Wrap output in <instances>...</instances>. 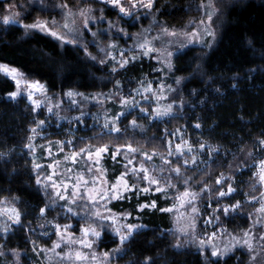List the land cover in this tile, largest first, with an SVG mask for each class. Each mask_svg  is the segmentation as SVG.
I'll use <instances>...</instances> for the list:
<instances>
[{
    "label": "rangeland",
    "instance_id": "1",
    "mask_svg": "<svg viewBox=\"0 0 264 264\" xmlns=\"http://www.w3.org/2000/svg\"><path fill=\"white\" fill-rule=\"evenodd\" d=\"M236 1L205 0L200 8V18L192 20L183 29L158 26L154 17H148L149 12L131 7H124V12L119 8L116 17L111 19L105 12L111 9L112 4L106 6L101 0H80V4L74 7L61 4L59 9L62 16L57 21L36 19L25 24L19 20V16L14 17V22L11 23L19 25L24 35L40 34L60 47L80 48L90 60L106 66L111 76L143 59L155 62V73L158 74L151 79L143 76L131 86L124 87L116 82L106 90L92 93H50L44 83L27 79L17 69L0 64L3 66L0 67V76L14 84V91L7 98L12 101L25 99L33 111L40 115L30 129L25 146L32 162L36 189L44 196L46 205V211L43 215L40 213L35 228L30 230L28 236V247L33 248L38 264H121L119 259L133 237L121 247L114 229L121 224L142 225L141 217L132 216L129 212H115L111 209V204L132 200L133 195L138 199L156 194L168 201V205L162 209L171 211L161 209V212L167 213L171 218V231L179 238L175 244L177 249H195L210 264L211 261L223 262L228 258H233L234 264H264V240L260 239L264 235L262 161L253 169V187H257L258 195L250 199L255 205V210L249 215L250 225L247 229L236 232L221 225V217L235 213L238 208L222 204V199L231 196L234 191L229 195L209 199L208 207L205 208L207 214L202 216L205 212L201 206L205 202V189L197 190L190 177L185 175L184 168H202L212 160L213 151L205 146L192 147L181 132L165 131L167 151L164 154L154 149L134 146L129 148L125 144L77 148L82 137L78 131L87 132L93 128L97 129L98 139L103 137L107 140L114 136L125 140L136 135L151 139L150 131L154 123L167 121L185 107L186 102L180 92L184 79L174 75L175 57L190 48L206 51L214 48L222 24L220 7ZM209 4L213 6H208ZM13 13H17L15 8L7 9L2 19ZM141 18L146 22L141 21ZM37 21L47 23L49 29L56 31L63 39L52 36L49 30L25 28V25ZM65 24L68 25L67 28L64 27ZM135 24L138 25L136 30H130ZM209 33H214V36ZM141 45L145 47L142 48ZM86 48L94 50L92 55ZM121 61L128 62L121 67ZM11 70H15V79ZM12 93L17 95L13 97ZM117 128L119 131L115 130ZM103 148L107 150L97 155ZM107 161L110 168L120 167L121 170L112 181L109 180L111 170L106 167ZM141 168L147 170L148 179L137 178L145 175V172L140 171ZM176 168L180 169L179 175L174 171ZM133 169L137 170L136 175H133ZM125 172L128 174L121 179ZM153 179L158 183H150ZM224 179L226 177L220 178V183ZM125 181L134 187L126 189ZM229 186L224 192L228 191ZM144 188L149 191H142ZM105 195L107 198H102ZM17 203L18 200L14 197L0 200L1 235L5 236L13 226L20 225V222H14L15 213L12 211L15 209L19 212ZM152 203L138 204L136 211H153L156 207L144 208L142 211L139 207ZM113 219L116 220L115 224ZM89 227L101 232L99 240L84 234L83 229ZM145 228L141 227L138 232ZM245 240L252 244L254 251H249ZM80 241L92 242V247H86ZM105 243L113 247L106 250L103 248ZM57 244L60 246L56 247ZM213 247L220 252L230 251L226 256L212 257ZM115 249L119 251H114ZM105 252L110 254L107 259L103 255ZM0 253L9 262L20 264L22 252L2 250ZM78 253L82 258H77ZM253 254L256 255L255 261L251 260Z\"/></svg>",
    "mask_w": 264,
    "mask_h": 264
},
{
    "label": "trees",
    "instance_id": "2",
    "mask_svg": "<svg viewBox=\"0 0 264 264\" xmlns=\"http://www.w3.org/2000/svg\"><path fill=\"white\" fill-rule=\"evenodd\" d=\"M101 2L106 6L112 4L105 12L111 19L122 5L149 12L148 17H154L158 26L183 29L200 18L205 0H152L151 7L144 6L148 1ZM61 4L74 7L80 0H0V64L17 69L27 79L44 83L50 93H92L106 90L116 82L125 87L143 76L149 79L158 76L156 63L146 59L111 76L106 66L90 60L80 48L60 47L40 34L26 36L19 25L3 23L2 15L9 8H15L19 20L25 24L36 19L57 21L62 16ZM219 12L222 24L214 48L209 51L190 48L174 59V75L184 79L180 92L186 103L181 111L165 122L154 123L151 139L140 135L125 140L114 136L98 139L97 129L93 128L78 131L82 137L77 148L125 144L164 154L167 151L165 131L181 132L192 147L205 146L213 151L212 160L202 168H184L196 189H205L202 216L207 214V201L218 197L230 185L234 193L222 199V204L233 207L238 203L239 207L235 213L222 216L221 225L237 232L250 225L249 215L255 210L250 199L258 195L257 187H253V169L264 159V147L260 145L264 140V0H237L221 5ZM141 21L144 20L141 18ZM137 27L135 24L130 30ZM86 49L90 54L94 52L92 48ZM13 91L14 84L0 76V200L16 198L21 213L20 225L13 226L5 236L0 234V251L22 252L20 264H38L33 248L28 247V236L46 205L44 196L36 189L25 146L30 129L40 115L25 99H8L7 95ZM106 167L111 170L110 181L121 173L120 167L110 168L108 161ZM222 177L226 179L217 183ZM149 202L156 204L153 211H136L138 204ZM167 205L168 201L160 194L138 199L133 195L132 200L111 204L115 212L140 216V223L146 227L126 244L119 263L210 264L195 249L175 247L179 238L171 231L170 216L161 212ZM111 246L105 243L103 248L107 250ZM215 262L234 264L233 258ZM0 264L13 263L0 254Z\"/></svg>",
    "mask_w": 264,
    "mask_h": 264
},
{
    "label": "snow or ice",
    "instance_id": "3",
    "mask_svg": "<svg viewBox=\"0 0 264 264\" xmlns=\"http://www.w3.org/2000/svg\"><path fill=\"white\" fill-rule=\"evenodd\" d=\"M111 2H112L113 4H117V3L119 2V0H111ZM133 6H135V5H133ZM144 6H146V7H151V6H152V0H148V3H147L146 5H144ZM208 6H213V5L209 4ZM120 11H121V12H124V11H125V9H124V7H123L122 5L120 6ZM82 14H83V13H82ZM18 15H19L18 13H13L12 15H5V16L3 17V23H4V24H9V23H11V22H14V17H15V16H18ZM209 20H211V14L209 15ZM64 27L67 28L68 25L65 24ZM25 28H26V29L39 28V29L42 30V31H44V30H49V31H50V34H51L52 36L57 37V38H59V39H63V37H62V36H59V34H58L56 31H54V30H50L48 24L45 23V22L37 21V22L34 23V24H31V25H25ZM209 34L214 36V33H209ZM68 42H71V41H68ZM141 47L143 48V47H145V45H141ZM169 55H171V53H169ZM127 62H128V61H121V67H123V65H124L125 63H127ZM169 66H171V65H169ZM0 67H3V66H0ZM5 71H8V70L5 68ZM11 74L13 75V78L15 79V78H16L15 70H11ZM178 82H179V81H178ZM18 83H19V81H18ZM11 95L14 97L15 95H17V93H12ZM69 95H72V93H69ZM170 108H171V106H169V111H170ZM158 114H160V113H158ZM163 114H167V113H163ZM42 123H43V121H41V124H42ZM133 125L135 126V121H133ZM196 127H199V125H196ZM115 130H116V131H119L118 128L115 129ZM33 131H35V129H33ZM260 145H261V147H264V140H261V141H260ZM129 148H131L130 145H129ZM106 150H107L106 148L100 149V150L97 152V155H99V152L106 151ZM132 150L134 151V149H132ZM145 155H147V154H145ZM250 155H251V153H250ZM147 158L150 159L151 157H147ZM129 162H131V161H129ZM185 163H187V161H186ZM193 163H195V160H194V159H193ZM125 167L127 168V165H126ZM261 167L264 168V161L261 162ZM140 171L145 172V175H144L143 177H137V178H138V179H148V176H147V170L141 168ZM174 171L176 172L177 175L180 174V169H179V168L174 169ZM132 172H133V175H136L137 170L133 169ZM127 174H128L127 172H125L124 174H122L121 179H123V176H124V175H127ZM261 180H264V175L261 176ZM37 182L40 183L39 180H38ZM150 183H158V182L155 181V180L153 179V180H150ZM217 183H220V181L218 180ZM124 186H125L126 189H129V188H133V187H134V185H129L126 181L124 182ZM157 190L159 191L160 189H157ZM142 191H144V192H148L149 189L144 188V189H142ZM232 191H234V189H233L231 186H229L227 192L221 191V192H219V195H220V196L229 195V194H231ZM185 195H187V193H185ZM102 198H107V197H106V195H105V196H102ZM113 198H118V197H113ZM139 207H140V210L142 211L144 208H148V207L155 208L156 205H155V202H153L151 205L143 204V205H140ZM233 207H234V208H235V207H239V204L237 203V204H236L235 206H233ZM12 211L15 213V219H14V222H15V223H19V222H20V213H19L17 210H15V209H12ZM40 211H41V214L43 215L44 212L46 211V209H41ZM69 211H71V209H69ZM109 211H110V210H109ZM162 211H171V209H162ZM193 211H195V209H193ZM225 212H227V209H225ZM97 215H100V214L97 213ZM127 215H130V214H126V216H127ZM115 223H116V220L113 219V224H115ZM101 227H102V226H101ZM141 227H143V226H142V225H134V224H121V225H119L118 227H116V228L114 229V231H115L116 235L119 237V243H120L121 247H123V246L125 245V243H126L128 240H130V238H132L133 235L136 234V233L138 232V230H139ZM5 231H7L6 228H5ZM83 232H84V234H85L86 236H87V235H92V236H94L97 240H99V238H100V236H101V232H99V231H97L95 228H91V227L83 229ZM246 235H247V234H246ZM260 239H261V240H264V235H262V236L260 237ZM80 242L83 243L86 247H89V248L92 247V242H88V241H80ZM244 243L247 245V247H248V249H249L250 252L254 251L253 248H252V244H251L248 240H245ZM55 246H56V247H59L60 245L57 244V245H55ZM262 247H264V246H262ZM114 251H119V249H115ZM228 251H230V250H225L224 252H220V251H218L215 247H213V250H212V252H211V256H212V257H218V258H219V257H223V256H226V255H227V252H228ZM0 254H2V253H0ZM103 255H104L105 259H107V258L110 256V254L107 253V252H105ZM77 258H82V257L80 256L79 253L77 254ZM251 260H252V261H255V260H256V255H255V254H253V255L251 256ZM145 264H148V262L146 261ZM213 264H217V262H213Z\"/></svg>",
    "mask_w": 264,
    "mask_h": 264
},
{
    "label": "crops",
    "instance_id": "4",
    "mask_svg": "<svg viewBox=\"0 0 264 264\" xmlns=\"http://www.w3.org/2000/svg\"><path fill=\"white\" fill-rule=\"evenodd\" d=\"M136 1H138V0H136Z\"/></svg>",
    "mask_w": 264,
    "mask_h": 264
}]
</instances>
